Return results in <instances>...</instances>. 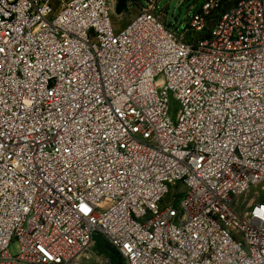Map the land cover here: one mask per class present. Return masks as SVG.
<instances>
[{
	"label": "built area",
	"instance_id": "built-area-1",
	"mask_svg": "<svg viewBox=\"0 0 264 264\" xmlns=\"http://www.w3.org/2000/svg\"><path fill=\"white\" fill-rule=\"evenodd\" d=\"M113 10L0 0V264H264V0Z\"/></svg>",
	"mask_w": 264,
	"mask_h": 264
},
{
	"label": "rangeland",
	"instance_id": "rangeland-1",
	"mask_svg": "<svg viewBox=\"0 0 264 264\" xmlns=\"http://www.w3.org/2000/svg\"><path fill=\"white\" fill-rule=\"evenodd\" d=\"M114 5L113 21L115 26L119 29L128 24V22L136 16L142 9V5L153 1L157 4V10L163 16L167 23L173 26V29H181L188 17H192L202 6L204 0H128L123 11L118 12L120 0H110ZM177 104L172 101V108L176 110ZM253 202H264V184L257 185L243 197L240 203H243L244 209L248 204ZM9 251L15 255L18 252L17 242L14 241ZM111 264H122L120 257L111 251L108 244L102 237L99 236L97 245L94 248L91 259L85 260L83 264H105L107 260Z\"/></svg>",
	"mask_w": 264,
	"mask_h": 264
},
{
	"label": "trees",
	"instance_id": "trees-1",
	"mask_svg": "<svg viewBox=\"0 0 264 264\" xmlns=\"http://www.w3.org/2000/svg\"><path fill=\"white\" fill-rule=\"evenodd\" d=\"M128 0H120V2H119V6H118V8H117V10H118V12H121V11H123V9H125V7H126V2H127ZM109 246V245H108ZM110 247V246H109ZM110 249H111V251L112 252H114L116 255H118L119 257H120V260H121V262H122V264H124L123 263V260H122V258H121V256H120V254L115 250V249H113V248H111L110 247Z\"/></svg>",
	"mask_w": 264,
	"mask_h": 264
}]
</instances>
